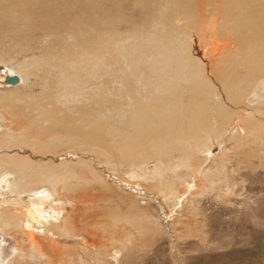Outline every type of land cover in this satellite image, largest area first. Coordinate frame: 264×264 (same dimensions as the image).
Returning a JSON list of instances; mask_svg holds the SVG:
<instances>
[{"label": "bare ground", "instance_id": "6f19581e", "mask_svg": "<svg viewBox=\"0 0 264 264\" xmlns=\"http://www.w3.org/2000/svg\"><path fill=\"white\" fill-rule=\"evenodd\" d=\"M129 9L140 18L128 14ZM120 25L135 27L117 33L114 26ZM0 26H10L21 51L31 50L34 38H17L36 30L49 37L51 45L36 62L43 92L29 95L31 101L22 107L26 118L9 97L0 96V108L11 109L8 120H19L0 136V148L17 150L0 158V172L14 177L10 191L15 197L47 187L55 196H66L60 192H65L67 177L90 182L89 172L81 176L76 170L68 172L67 160L54 162L57 154L67 151L93 153L108 164L121 163L122 150L135 156L151 145L152 150H162L161 144L165 150H181L185 143L186 149L201 153L202 135L212 143L219 125L232 118L222 102L214 100L216 93L229 109L241 98L242 83L248 82L246 89L254 83V92L262 87L264 93V0H0ZM2 30L0 45L9 37V31ZM208 40L215 49L210 60L204 48ZM232 44L235 50L230 47L229 55L211 69L217 49ZM8 52L0 50V73ZM59 61L68 67L63 69ZM18 65L16 76L35 74ZM88 77L94 80L87 82ZM89 87L91 91H84ZM260 101L253 109L258 115L264 98ZM243 118V128L260 122L257 117ZM49 137L51 141L44 142ZM175 141L174 147L170 142ZM17 148L28 149L29 156ZM153 185L147 188L154 190ZM1 202L0 232L15 239L24 231L27 214L17 213L9 200ZM72 219H64L58 231L73 233L78 218ZM95 235L96 242L104 234ZM27 240V248H38L33 238ZM20 251L21 244L0 264H12Z\"/></svg>", "mask_w": 264, "mask_h": 264}, {"label": "rangeland", "instance_id": "374dc122", "mask_svg": "<svg viewBox=\"0 0 264 264\" xmlns=\"http://www.w3.org/2000/svg\"><path fill=\"white\" fill-rule=\"evenodd\" d=\"M128 14L140 18L133 9H129ZM133 27L120 25L114 29L124 33ZM9 28L0 26V31H9V37L0 45V50L9 51L2 59L5 68L4 73H0V96L9 97L8 102L15 103L26 118L22 107L31 101L29 95L43 92L36 62L50 45V39L41 37L39 30L22 34L17 40L34 39L29 43L31 50L21 51L14 44L16 38ZM7 42L13 43L8 45ZM210 42L204 46L209 60L215 50ZM223 42L224 39L219 40ZM230 47L235 50L234 44L221 52L217 49L211 69H215L224 54L229 55ZM30 59L35 63L25 62ZM60 63L63 69L68 67ZM18 64L35 74L25 78L17 73L19 82L15 86L5 84L4 77L15 75ZM247 84L239 85L244 90L241 98L234 100L232 109L215 94L214 100L219 99L233 119L219 125L212 143L202 135L201 149L207 154L186 149L185 143L181 150L168 148L169 153H165L168 150L163 144L159 146L162 150H152L151 145L135 156L122 150L119 164L104 163L93 153L57 154L54 162L67 160L68 172L76 170L81 176L89 172L93 178L86 183L81 177H67L63 181L65 192L60 193L68 197L55 196L48 187L15 197L10 191L13 175L0 172V208L1 201L9 200L16 205L17 213L27 214L24 231L15 239L0 232V261L11 259L13 249L21 244L24 251L15 254L12 264H264V108L260 115L253 111L254 106L262 102L264 93L262 87L254 92V83L246 89ZM87 90L91 88L84 89ZM60 101L63 102L62 98ZM2 108L0 136L12 128L11 123L19 121L8 120L11 109ZM251 116L259 118L260 122L254 129L244 127V130L242 126L247 125V120L243 117ZM43 139L51 141L50 137ZM170 143L174 147L178 145L177 141ZM17 149L28 155V149ZM16 152L15 148H0V158ZM158 164L161 165L156 170ZM160 181L167 186L163 187ZM151 184L156 185H153L154 190L147 188ZM71 217L72 221L78 218L77 229L69 236L63 233L65 231L60 230V233L58 227ZM98 232L104 235L95 242ZM32 238L38 242L36 249L27 248V239Z\"/></svg>", "mask_w": 264, "mask_h": 264}, {"label": "water", "instance_id": "95a60500", "mask_svg": "<svg viewBox=\"0 0 264 264\" xmlns=\"http://www.w3.org/2000/svg\"><path fill=\"white\" fill-rule=\"evenodd\" d=\"M0 70H1V67H0ZM3 80L5 84H9V85H14L18 83V77L14 74L6 75Z\"/></svg>", "mask_w": 264, "mask_h": 264}]
</instances>
